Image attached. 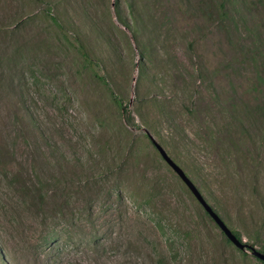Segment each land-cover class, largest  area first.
Segmentation results:
<instances>
[{
  "label": "rangeland",
  "instance_id": "obj_1",
  "mask_svg": "<svg viewBox=\"0 0 264 264\" xmlns=\"http://www.w3.org/2000/svg\"><path fill=\"white\" fill-rule=\"evenodd\" d=\"M260 75L264 0H0V264H264L146 133L264 252Z\"/></svg>",
  "mask_w": 264,
  "mask_h": 264
},
{
  "label": "water",
  "instance_id": "obj_2",
  "mask_svg": "<svg viewBox=\"0 0 264 264\" xmlns=\"http://www.w3.org/2000/svg\"><path fill=\"white\" fill-rule=\"evenodd\" d=\"M132 103V101L130 102ZM148 136L151 139V142L159 151L162 158L167 162V164L178 174V176L182 179V181L187 185V187L191 190L196 199L201 203L204 207L205 211L209 214V216L214 220V222L219 226V228L224 232L226 237L240 250H247L251 246L240 239L236 233L226 224V222L222 219V217L216 212L213 206L206 200L202 192L196 186L194 181L188 176L185 170L168 154L165 148L153 137V135L146 131ZM252 253L254 256L258 257L264 262V252L256 249L255 247H251Z\"/></svg>",
  "mask_w": 264,
  "mask_h": 264
},
{
  "label": "trees",
  "instance_id": "obj_3",
  "mask_svg": "<svg viewBox=\"0 0 264 264\" xmlns=\"http://www.w3.org/2000/svg\"><path fill=\"white\" fill-rule=\"evenodd\" d=\"M224 3V2H223ZM222 13L223 14H225V12H223L222 11ZM256 55H258L259 53L258 52H256L255 53ZM259 81L261 82V83H264V76H262V75H260V77H259ZM258 83V82H257ZM263 99H264V93H263ZM234 106H236V105H234ZM250 108V111H251V113H252V115L254 116V117H256V118H258V119H261L262 121H263V123H264V100L263 101H261L260 100V102H258L257 104H256V106L254 107V106H252V107H249ZM123 112L125 113H129V110H128V106L127 105H125V106H123ZM128 120H129V122H132V124H134V125H136L135 124V121H134V117L133 116H131V115H129V118H128ZM264 125V124H263ZM147 136H148V134H147ZM149 137V136H148ZM149 139H150V137H149ZM243 139V138H242ZM151 140V139H150ZM154 145V144H153ZM206 214L207 215H209L207 212H206ZM211 218V217H210ZM212 219V218H211ZM213 220V219H212ZM214 221V220H213ZM217 225V224H216ZM218 226V225H217ZM223 232V231H222ZM224 233V232H223ZM225 235V234H224ZM236 235L238 236V237H240L239 236V233H236ZM226 236V235H225ZM227 238V237H226ZM227 240L229 241V242H231L228 238H227ZM251 247H253V246H251ZM250 247V249H252ZM243 252L244 253H246L245 252V250H243ZM257 259L259 260V261H262L261 259H259L258 257H257ZM263 262V261H262ZM264 263V262H263Z\"/></svg>",
  "mask_w": 264,
  "mask_h": 264
}]
</instances>
